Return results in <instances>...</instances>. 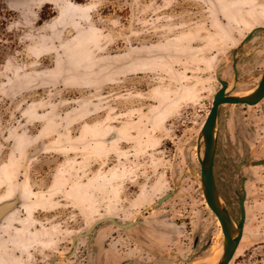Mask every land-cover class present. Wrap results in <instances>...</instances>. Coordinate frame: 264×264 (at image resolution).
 Listing matches in <instances>:
<instances>
[{
    "label": "rangeland",
    "instance_id": "374dc122",
    "mask_svg": "<svg viewBox=\"0 0 264 264\" xmlns=\"http://www.w3.org/2000/svg\"><path fill=\"white\" fill-rule=\"evenodd\" d=\"M0 4L14 13L16 40L0 67V204L19 195L24 203L0 225V264L66 256L78 232L107 216L166 215L158 224L169 231L158 228L157 236L171 245L162 259L199 233L212 242L206 257L220 251L197 142L220 89L216 68L226 66L222 75L231 78L236 46L264 27V0ZM244 51L239 93L260 78L264 33ZM225 110L214 174L231 209L237 163L264 158V102ZM244 175L247 224L231 264H264V167L249 165ZM109 256L119 259L113 250Z\"/></svg>",
    "mask_w": 264,
    "mask_h": 264
},
{
    "label": "flooded vegetation",
    "instance_id": "af4514ba",
    "mask_svg": "<svg viewBox=\"0 0 264 264\" xmlns=\"http://www.w3.org/2000/svg\"><path fill=\"white\" fill-rule=\"evenodd\" d=\"M261 33H264V32H261ZM244 48H242L238 52V55L241 56V58L237 64V68L239 72L237 82L235 81L236 79L235 78V68L233 66L234 52L232 54V64L230 66V71L232 72L231 78L229 80H225L223 75H221L223 80L229 82V91L234 87L235 90L232 92V95H236L239 97L249 95L250 93H252L259 85L262 79V76L264 74V64L262 66L258 65L256 70H260L261 74H260L259 80L254 85V88L244 93L236 92L242 86V83H243L242 75L244 74V72L242 71V67L240 64H241V61H243L244 59L242 58L245 52ZM252 51L253 50L249 49L247 52L249 53ZM222 67H224L222 71V74H223L227 68L226 66H222ZM221 88L222 86L220 84V89ZM263 102H264V99L258 105H260ZM258 105L248 106V105L225 104L220 107L219 117L223 111L226 112L225 109L228 107L247 108V107H257ZM220 141L221 140H220V133H219V136H218L219 146H220ZM217 152H218V149H217ZM256 161H264V158L256 159L250 163L246 159H241L237 163L235 174L237 178L239 179V184L233 185L231 187V197L233 198L235 202V205L232 206L231 209L230 207H228L231 214H234L236 216L237 214L238 215L240 214L239 207H238L237 193H242L241 184L243 183L244 180L246 181V191H247V187L249 183L248 178L244 175L245 169L249 165L252 167H264V165H261V166L254 165L253 163ZM215 163H216V158H215ZM155 207H154V210H152V212L160 208V207L158 208H155ZM236 209L237 211L233 213V210H236ZM146 213H148V211H146L145 214ZM107 217H112V216H107ZM160 217L161 219L153 220V219H147L146 217L145 218L139 217L137 219H134V218L125 219V218L114 216L113 218H115L117 222H119L123 226L128 227L126 229L120 228L114 223L109 222V221L101 222L103 218L105 217L94 220L90 222V224L87 225V227L83 231L78 232L77 235L73 237L72 241L70 242L69 252L66 256H69L73 251L74 239L81 234H85L89 232L93 226L98 224L96 225L95 229L91 232L89 236L80 237L78 239L77 249H76L75 254L70 259H66V261L74 260L73 264H172V261L170 260L177 259L179 261V264H197L200 261L211 259L217 254L218 251L217 252L215 251V253H213L209 257H206V254L212 249V245H211L212 242L209 241V242L204 243L205 238L203 239L202 234L199 233L195 235L193 241L189 243H184L183 247L180 248L179 245L175 246L173 249L174 251L172 253L173 255L172 257L162 259L160 255L169 256L168 251L170 250L169 246L171 244L167 242H161L158 239L157 235L159 234V229L169 231V227H164L158 224V223L164 222L167 216L163 214V215H160ZM76 223L79 225L83 223V221L77 220ZM219 224L220 223L218 221V226ZM188 234H191V233L188 232ZM187 240H190V237H188ZM112 250L119 257V259L114 262H111V258L109 256ZM56 257L51 259L48 262V264H58L61 261V259L54 261ZM202 257H206V258L203 259Z\"/></svg>",
    "mask_w": 264,
    "mask_h": 264
},
{
    "label": "water",
    "instance_id": "95a60500",
    "mask_svg": "<svg viewBox=\"0 0 264 264\" xmlns=\"http://www.w3.org/2000/svg\"><path fill=\"white\" fill-rule=\"evenodd\" d=\"M261 32H264V27H258L252 30L244 40L236 46L234 50V60L233 66L235 68V81L238 80V68L237 64L240 60V56L238 52L244 48L250 41L254 38L261 36ZM224 67L218 66L216 68V79L221 84L222 88L217 91L214 96L211 110L209 115L201 129V132L198 137L197 142V158L201 168V186L203 190V195L205 201L213 212V214L218 219L224 241L222 245V254L218 264H231L233 261L240 243L244 237L245 228L247 224V210H246V202H247V191H246V181L244 180L241 184L242 193H237L238 198V207L240 214H237V219H234L231 214L226 202L222 198L214 175V166H215V158L218 149V136H219V111L220 107L225 104L230 105H248V106H256L264 99V74L262 79L257 86V88L253 91V93L245 96H236L232 95V92L229 91V82L223 80L222 71ZM115 137L112 135L110 137ZM41 151V148L38 147L33 151L32 155H36ZM256 166L264 165V161H256L253 163ZM172 198V194H167L161 199H159L157 206L155 208L161 207L165 202ZM22 205H24L21 195L16 197L13 200L5 201L0 204V225L5 222L12 214H14ZM112 222L120 228H128L127 226L121 225L117 220L113 217H105L101 222ZM98 225V224H96ZM93 226L89 232L85 234H81L76 237L73 241V251L69 256H61L58 255L54 261L58 259H70L76 252L77 249V241L80 237L89 236L91 232L95 229Z\"/></svg>",
    "mask_w": 264,
    "mask_h": 264
},
{
    "label": "trees",
    "instance_id": "16d2710c",
    "mask_svg": "<svg viewBox=\"0 0 264 264\" xmlns=\"http://www.w3.org/2000/svg\"><path fill=\"white\" fill-rule=\"evenodd\" d=\"M78 4H83L87 0H73ZM14 13L7 7L0 4V67L6 61V56L16 48V40L10 32V26Z\"/></svg>",
    "mask_w": 264,
    "mask_h": 264
},
{
    "label": "bare ground",
    "instance_id": "6f19581e",
    "mask_svg": "<svg viewBox=\"0 0 264 264\" xmlns=\"http://www.w3.org/2000/svg\"><path fill=\"white\" fill-rule=\"evenodd\" d=\"M221 254H222V250L218 251L217 254L213 258L208 259V260L200 261L197 264H218V262L220 260V257H221Z\"/></svg>",
    "mask_w": 264,
    "mask_h": 264
}]
</instances>
